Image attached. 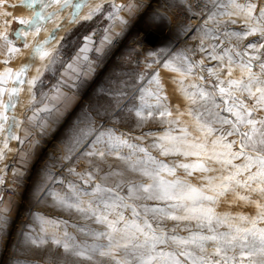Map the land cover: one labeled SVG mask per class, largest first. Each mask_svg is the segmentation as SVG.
<instances>
[{
    "label": "snow or ice",
    "instance_id": "snow-or-ice-1",
    "mask_svg": "<svg viewBox=\"0 0 264 264\" xmlns=\"http://www.w3.org/2000/svg\"><path fill=\"white\" fill-rule=\"evenodd\" d=\"M20 3L31 10L29 16L14 15L7 9L16 5L0 0V187L9 167L2 162L11 153L20 162L12 168L11 191L20 185L30 203L51 198L57 209L75 211L103 229L81 226L79 239L67 230V221L29 208L39 231L22 225L19 242L41 250L50 244L44 264H68V257L87 264H264V0ZM98 16L107 21L99 42L93 30L64 60L59 55L64 37L56 35L63 22L75 26ZM153 33L164 37L165 46L141 47ZM130 37L128 58L136 53L144 71L113 73L114 86L99 89L110 102H85ZM173 37L198 43L175 48ZM25 55L27 60L11 66ZM57 66L63 69L59 79L43 91L46 74L55 76ZM161 69L173 74L170 82L183 107L173 106ZM113 116L116 123L134 119L137 128L152 121L163 127L136 136L152 137L144 146L97 119ZM58 137L33 176L27 165ZM108 157L140 179H125V170L110 164L105 172ZM49 161L61 169L67 165L76 179L66 180ZM110 178L117 179L110 185ZM222 204L254 213L219 211ZM10 212L0 195V247L13 222ZM166 221L174 227L167 229ZM57 249L62 257H54ZM11 251H18L15 244ZM8 264L37 262L11 256Z\"/></svg>",
    "mask_w": 264,
    "mask_h": 264
},
{
    "label": "rangeland",
    "instance_id": "rangeland-1",
    "mask_svg": "<svg viewBox=\"0 0 264 264\" xmlns=\"http://www.w3.org/2000/svg\"><path fill=\"white\" fill-rule=\"evenodd\" d=\"M93 2H95V0H93ZM63 25L64 26L61 28V30L56 34L58 39L61 36L64 37V39L61 41V48L59 52L60 56L63 55L62 57L68 55L75 48V46L78 45V42L80 41V38L83 34H85L87 31L92 30V29L99 32L100 30H102L104 27L107 26V21L104 20L102 17L98 16L94 18L92 22H88L86 24H80V25L73 26V25L68 24L67 21H64ZM46 28L51 29L52 24L51 23L47 24ZM42 35H43V38H42L43 40L44 35H45L43 31L40 33L38 38L40 39ZM163 41H164L163 36L153 33L148 37L147 42L141 47L151 48L153 50H156L160 47L165 46ZM133 43L134 41L130 37L127 41H125V44L120 47V50L117 52V56L113 58V60L129 61L130 65L129 64L128 66L123 65L124 67L126 66L127 67L125 69L119 70L120 72L144 71V66L142 63L139 66H137L136 64L135 60H137L138 58L136 53H131V60H129L128 58L129 52L127 51V48ZM195 43H198V41H193L190 37L188 39L181 38V40L178 43L175 41L174 37L171 38V44H173L175 48H181L185 45L191 46V45H194ZM196 58L197 59L199 58V54L197 55ZM133 59L135 60L133 61ZM139 59L143 60V53L140 54ZM21 61L24 62L25 59H23L22 57ZM112 68L113 67H111V69L109 70L110 73L108 75L110 79L104 81L102 85L99 86L98 89L94 90L92 93H88L87 97H85V101L87 103H91L93 105H97V104L104 105L110 102L107 96L99 92V89L101 88V86H103L104 88L114 86L111 83V81L113 79V73H115L116 69H112ZM115 74L117 76L119 75L117 73ZM149 74L151 73L149 72ZM172 75H173L172 73H168L165 70L161 69V76L164 78L165 88L167 90V94L169 95L173 106H175L176 103H180L181 107H183L184 106L183 101L175 94L174 92L175 86L171 84L170 82V78ZM45 77H53V76L49 73V74H46ZM122 103L126 104L127 101H124ZM119 115L123 116L124 114L119 113ZM97 119L99 122L104 123L106 127L110 126V127L116 128L118 131H122L125 133H131V139L133 140V142L143 144L144 146H149L151 144L152 137H145L144 140H140V141L135 140V137L138 135H141L143 132H147L150 130L160 131L162 130V127H163V125H161L158 121H152V122L145 124L143 128H137L134 126L135 124L134 119H128L127 123H124V122L116 123L115 116H113L112 118L98 117ZM154 154L158 155V153H156L155 151H154ZM42 157L44 156H41L37 159L38 165L35 166L36 170L42 165L41 163L43 160ZM161 158L168 159V158H163V157ZM109 164L112 165L113 169L125 170V176H124L125 179H136V180L140 179L139 176H136L130 172H127L125 169L124 163L114 157H108L106 160V163L102 164V168L105 172L109 171V168H108ZM52 165H53V171L59 173L66 180L76 179V177L70 176L67 173V165L65 166L64 169H61L58 166V163H53ZM83 167H84V164L83 162H81L77 165V170H81ZM33 176H35V173ZM115 179L117 178H110L108 183L110 185L113 184ZM192 179H193V182H196L195 177H193ZM5 185H7L9 188L13 187L10 181L7 182V184ZM3 187H2V191H3ZM15 187L17 188V191H15L16 193L15 196L4 194L7 196V199L9 200V204L11 207V212L9 214L12 217L13 222L10 225L8 236L4 238L3 247H0V264H8V261L11 256H15L17 259H20V260H29V261H35L37 262V264H44L45 257L49 253L50 249L52 248L50 244L48 245L47 248L41 250V249H36V248H31V247L25 248L19 242L22 238L18 235V233L21 230L22 225H31L37 232L39 231L40 226L38 223L33 221L31 215L29 214V208H31L32 212L42 213L48 216L49 218H59L61 220L67 221V230L70 233L77 235L79 239L84 238L78 232V228L81 226L88 225L98 230L103 229V225H98L91 219L84 220L81 217V215L76 213L75 211L68 212V211L57 209L56 207L52 205L51 198H49L45 203H38V202L30 203L28 192H26L25 189L20 185H16ZM55 187L57 190H60V191H62L64 188L63 185H56ZM219 211H231L233 213L244 212L248 214L254 213V209L250 207H244L242 205H233L231 207H228L226 204H222L219 208ZM126 214H130V213H126ZM73 225H76V227H73ZM165 227L169 230L172 229L174 227L173 222L166 221ZM63 228H64V225H61V230H63ZM24 230L27 231L28 229L24 228ZM176 230L178 232L181 231L180 228H177ZM14 244L18 248V251H16L15 253L11 251L12 245ZM53 255L54 257H62L63 256L62 249H57L56 252L53 253ZM67 260H68V264H87V262L85 261H77L72 257H68ZM105 264H108V262H105Z\"/></svg>",
    "mask_w": 264,
    "mask_h": 264
},
{
    "label": "crops",
    "instance_id": "crops-1",
    "mask_svg": "<svg viewBox=\"0 0 264 264\" xmlns=\"http://www.w3.org/2000/svg\"><path fill=\"white\" fill-rule=\"evenodd\" d=\"M8 2L11 3V4H15V5H16L15 8H9V9H7L8 11H12V12L14 13V15H16V16H23V17H27V16L30 15L31 10L28 9V8L26 7V5L21 4V3H20V0H8ZM117 2H120V0H117ZM18 26H19L18 23H17V22H14V23H12L11 28H12V29H16ZM93 30H94V29L89 30V31H87L85 34H83V35L81 36V38H80V41L78 42V45H76L75 48H74V49H73L68 55H66V56H64V57H62V56H63V55H62L61 57H62L64 60H68V59H70L71 56L75 55V53L79 50V48H80V47L82 46V44H83V36H84V35H89V34H91ZM95 33H96V34H95V36H94V39H95V40L97 41V43H98L100 37L103 35V29L100 30L99 32L95 31ZM92 58L95 59V56L92 55ZM20 63H22L21 58H18V59H16L15 61H13V63H12L11 66H12V67H16V66H18ZM128 64L130 65L129 61H126V60H123V61H121V60H112V62L109 64L108 68H106V69L102 72V74L97 78L96 83L93 85V87H92L91 89L88 90V93H92L94 90L98 89L99 86L102 85V83H103L104 81L110 79V77H109L108 75H109V73H110L109 70L111 69V67H113L112 69H116L115 73L119 74V73H121L119 70H121V69H125V68L128 66ZM123 65H127V66L124 67ZM0 66H2V65H0ZM61 71H63V69L60 68V67H57V72H56V75H55V76H53V77H45V87H44L43 91H48L49 88L51 87V85H53V84H55V83L57 82V80L59 79V74H60ZM119 78H120V79H127V77H124V76H120ZM24 99H26V96L22 97V99H21V102H22V103H23ZM125 101H126V100H125ZM85 102H86V101H85ZM123 102H124V101H123ZM17 111H20L19 106H18V108H17ZM27 114H30V113H27ZM61 134H62V133H61ZM58 140H59V137L57 138V140H55V141H53L52 143H50V144L47 145V150H41V151H40V154H39L38 158L41 157V156H44V157H42V158H43V160H42V162H41L42 164H43L46 160L49 159V158H48V152H49V151H53V147H52L51 144H53V143H54V144H58ZM11 146L14 147V148L17 147V145H16L15 142H12ZM25 147H27V145H25ZM58 154H59V153L57 152V155H58ZM38 158H37V159H38ZM37 159L34 160L32 163H30V164L27 165V167L31 170L32 175H34V173L36 172V167H35V166L38 165V162H37L38 160H37ZM49 162H50L51 164H53V163H57L56 161H49ZM2 163H6V164L9 165V167H8V169H7L6 183H5V184H7V182H9V181L11 182V180H12V168H13V167H19V166H20V162H19V158H18V156H14L13 154L9 153L7 159H6L4 162H2ZM41 163H40V164H41ZM33 167H34V168H33ZM37 168H38V167H37ZM0 195H3V197H4V203L8 204L9 207H10L9 200L7 199V196L4 195V194L2 193V187H0ZM10 208H11V207H10Z\"/></svg>",
    "mask_w": 264,
    "mask_h": 264
},
{
    "label": "built area",
    "instance_id": "built-area-1",
    "mask_svg": "<svg viewBox=\"0 0 264 264\" xmlns=\"http://www.w3.org/2000/svg\"><path fill=\"white\" fill-rule=\"evenodd\" d=\"M135 59H133V61H134ZM136 61V60H135ZM3 194H8V195H11V196H15L16 195V193L15 192H13V191H11V188H9L7 185H5L4 187H3Z\"/></svg>",
    "mask_w": 264,
    "mask_h": 264
},
{
    "label": "bare ground",
    "instance_id": "bare-ground-1",
    "mask_svg": "<svg viewBox=\"0 0 264 264\" xmlns=\"http://www.w3.org/2000/svg\"><path fill=\"white\" fill-rule=\"evenodd\" d=\"M48 29V28H47ZM45 36V35H44ZM42 38H43V35H42V37L40 38L41 40H42ZM39 39V38H38ZM23 59H25V60H27V56L25 55L24 57H23Z\"/></svg>",
    "mask_w": 264,
    "mask_h": 264
}]
</instances>
